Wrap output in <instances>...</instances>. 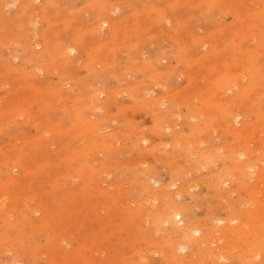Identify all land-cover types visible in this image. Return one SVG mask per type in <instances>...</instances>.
I'll return each instance as SVG.
<instances>
[{"label":"rangeland","instance_id":"rangeland-1","mask_svg":"<svg viewBox=\"0 0 264 264\" xmlns=\"http://www.w3.org/2000/svg\"><path fill=\"white\" fill-rule=\"evenodd\" d=\"M31 3L0 0V264H264V0Z\"/></svg>","mask_w":264,"mask_h":264},{"label":"bare ground","instance_id":"bare-ground-1","mask_svg":"<svg viewBox=\"0 0 264 264\" xmlns=\"http://www.w3.org/2000/svg\"><path fill=\"white\" fill-rule=\"evenodd\" d=\"M27 2H28V6L29 7H32L33 5H32V3H31V0H26ZM254 1V0H253ZM253 3V2H252ZM16 5L15 4V1H13V3H12V5ZM28 8V7H27ZM261 8V7H260ZM118 9V8H117ZM262 16H264V15H262ZM260 18V17H259ZM102 22V21H101ZM97 23V22H96ZM239 23V22H238ZM98 24V23H97ZM101 24V23H100ZM97 26V25H96ZM99 27L97 28V27H94V28H96L97 29V31H98V29H103L102 27L104 26L103 24H101V25H98ZM241 27V26H240ZM95 29V30H96ZM100 31V30H99ZM217 31V30H216ZM257 31H259V30H257ZM25 32V31H24ZM98 33H100V32H98ZM250 37V36H249ZM227 38V37H226ZM242 48V47H241ZM68 50V49H67ZM72 51L73 50H71V51H69L70 53H72ZM64 52V51H63ZM231 57V56H230ZM218 58V57H217ZM228 58V57H227ZM259 61H261V58H260V60ZM152 62V61H151ZM259 63H261V62H259ZM147 69V68H146ZM232 71V70H231ZM238 71V70H237ZM191 85V84H190ZM189 85V86H190ZM106 90V89H105ZM152 93V92H151ZM222 94V93H221ZM219 95V94H218ZM192 96V95H191ZM253 96V95H252ZM143 98V97H142ZM162 98V97H161ZM165 100V99H164ZM213 102V101H212ZM138 107V106H137ZM148 107V106H147ZM78 110V109H77ZM215 110V109H214ZM209 112V111H208ZM172 114V113H171ZM158 117V116H157ZM179 117V116H178ZM195 118V117H194ZM190 120V119H189ZM155 121V120H154ZM202 126V125H201ZM196 128H197V126H196ZM241 131V130H240ZM239 132V131H238ZM164 133V132H163ZM166 135V134H165ZM170 135V134H169ZM244 135V134H243ZM180 141V140H179ZM101 147V146H100ZM141 149V148H140ZM248 151V150H247ZM255 152V151H254ZM202 153V152H201ZM81 169V168H80ZM234 176V175H233ZM234 178V177H233ZM246 179V178H245ZM227 181V180H226ZM212 183V182H211ZM261 183V182H260ZM253 186V185H252ZM259 186H260V184H259ZM261 195V194H260ZM219 196V195H218ZM253 196V195H252ZM262 197V196H261ZM164 198V197H163ZM263 200V199H262ZM168 203V202H167ZM261 209V208H260ZM175 214V213H174ZM173 215V214H172ZM238 215V214H237ZM169 216V215H168ZM235 216V215H234ZM162 217H165V216H162ZM237 217V216H236ZM170 218V217H169ZM175 218L177 219H179V218H181V215L180 214H176V216H175ZM189 218V217H188ZM165 219V218H164ZM172 219V218H171ZM169 221V220H168ZM171 221V220H170ZM223 221V220H222ZM224 222V221H223ZM204 223V222H203ZM258 223V222H257ZM197 224V223H196ZM226 224V223H225ZM230 224V223H229ZM238 224V223H237ZM205 225V224H204ZM233 225H235V223L233 224ZM254 225V224H253ZM243 226V225H242ZM249 226V225H248ZM256 226V225H255ZM233 227H235V226H233ZM238 228V227H237ZM245 228V227H244ZM249 230V229H248ZM183 231V230H182ZM185 232V231H184ZM179 233V232H178ZM177 233V234H178ZM201 233H202V231H201ZM218 236V235H217ZM205 237H206V235H205ZM220 237V236H219ZM218 237V238H219ZM225 237V236H224ZM196 238V237H195ZM207 238H208V236H207ZM207 238H205V239H207ZM223 238V237H222ZM222 238H220L221 240H222ZM197 239V238H196ZM209 239V238H208ZM219 240V239H218ZM223 240H224V238H223ZM199 242H200V240H198ZM210 241V240H209ZM252 242V241H251ZM185 244V243H184ZM225 245V244H224ZM199 246V245H198ZM228 248V247H227ZM233 248V247H232ZM239 248H240V246H239ZM223 249V248H222ZM247 250V249H246ZM167 251V250H166ZM229 251V250H228ZM168 254V253H167ZM184 255V254H183ZM205 255V254H204ZM196 256V255H195ZM259 256V255H258ZM252 257H254V256H252ZM170 259V258H169ZM192 259V258H191ZM198 259V258H197ZM256 259V258H255ZM170 261V260H169ZM216 263H217V261H215ZM214 262V263H215ZM213 263V264H214ZM178 264V263H177ZM205 264V263H204ZM208 264V263H207ZM219 264V263H218Z\"/></svg>","mask_w":264,"mask_h":264}]
</instances>
